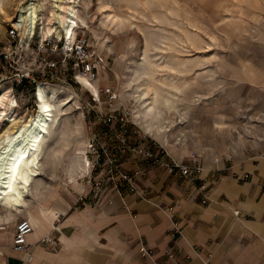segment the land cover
Wrapping results in <instances>:
<instances>
[{"label": "rangeland", "instance_id": "rangeland-1", "mask_svg": "<svg viewBox=\"0 0 264 264\" xmlns=\"http://www.w3.org/2000/svg\"><path fill=\"white\" fill-rule=\"evenodd\" d=\"M21 1L2 0L5 13L0 11V51L8 24ZM40 1L46 8L50 6L47 1ZM78 3V17L87 25L80 28L91 50L102 61L99 85L118 92L115 105L119 111L120 107L126 108L122 111L129 114L125 119L129 122L126 127L132 129L129 139H158L163 143L146 132L134 117V110L139 113L142 108L131 96L142 94L147 87L151 91L146 98H155L154 110L160 113L157 125L163 119L169 122L179 119L175 106L186 115L172 129L170 139L174 142L182 132L187 135L192 131L201 145L199 149H207L213 143L225 150L241 148L244 141L251 150L250 141L264 136V0H79ZM8 88L11 89L9 85L2 87L10 91ZM79 88L75 94L87 97L86 88ZM64 91L61 96L71 95L66 92L73 90L64 88ZM74 99L77 103L70 110V119L59 130H51L48 138L43 175L38 190L33 192L38 196L34 198L32 194L27 198L33 211H39L54 191L57 194L66 191L68 164L76 162L82 140H87L85 145L88 143L90 131L82 118L84 110L79 98ZM105 102L102 97L99 109L107 112ZM16 113L20 117L35 115L26 103H20ZM121 126L117 124V129ZM218 127L225 128L224 132ZM67 142L73 147L64 151L58 164H51V151L60 150ZM74 175L77 181H82L80 170ZM7 214L4 210L0 212V216ZM23 218L26 217H11L1 224L0 252L11 244L14 227Z\"/></svg>", "mask_w": 264, "mask_h": 264}, {"label": "crops", "instance_id": "crops-1", "mask_svg": "<svg viewBox=\"0 0 264 264\" xmlns=\"http://www.w3.org/2000/svg\"><path fill=\"white\" fill-rule=\"evenodd\" d=\"M131 130L125 129V135ZM156 140L179 161L191 152L201 156L204 169L194 182L165 168L152 170L127 153L121 158L126 171H147L138 184L142 195L110 191L94 207L78 203L87 182L77 181L76 170L67 169L66 191H54L39 211L31 210L29 200V215L2 209L8 214L0 226L8 217L22 215L34 231L28 251L14 252L12 242L2 247L0 264H264V136L250 141L251 150L244 141L241 148L225 150L213 143L199 149L192 131L182 132L175 142L170 139L172 146ZM86 141L79 149H85ZM72 147L67 142L59 151L53 149L49 162L58 164ZM171 207L174 215L168 212ZM175 221L180 235L171 232Z\"/></svg>", "mask_w": 264, "mask_h": 264}, {"label": "built area", "instance_id": "built-area-1", "mask_svg": "<svg viewBox=\"0 0 264 264\" xmlns=\"http://www.w3.org/2000/svg\"><path fill=\"white\" fill-rule=\"evenodd\" d=\"M36 2L26 0L25 9L17 8L12 22L8 24L4 46L0 51V83L11 87L17 107L20 103H26L35 114L39 111L38 94L41 87L48 91L53 88H70L72 92L81 86L86 88L87 97L84 94L80 97L74 92L84 110L82 118L90 131L85 150L88 162L82 178L87 180L88 190L86 194L78 195V203L88 202L94 207L98 206L110 191L142 195L138 184L147 175V171L142 168L126 171L122 167L121 158L127 153L146 162L152 170L165 168L194 182L204 169L198 153L191 152L186 160L179 161L165 146L153 139L132 141L125 135L129 124L125 119L129 114L122 111L126 108L120 107L122 109L119 111L115 105L119 99L115 89L99 85L102 61L91 50L83 29H79L72 38L63 33L58 37L55 31L44 37L42 30L45 11L41 10L37 12L38 21L34 31L25 29L21 17L26 12L28 15L29 7ZM102 97L106 98L107 112L99 109ZM117 124L122 125L119 130ZM248 177L246 175L241 179L246 180ZM168 212L174 215V208H169ZM33 231L30 220L20 219L14 227L12 250L18 253L28 251V236ZM171 232L180 235V223L175 221ZM45 240H52V236H47ZM140 251L143 256L147 255L145 248Z\"/></svg>", "mask_w": 264, "mask_h": 264}, {"label": "bare ground", "instance_id": "bare-ground-1", "mask_svg": "<svg viewBox=\"0 0 264 264\" xmlns=\"http://www.w3.org/2000/svg\"><path fill=\"white\" fill-rule=\"evenodd\" d=\"M25 1L22 0L19 3L18 9H25ZM45 1L50 6L47 7L48 13L46 14L45 11V16L43 15L42 35L44 37L52 35L55 31L58 37L63 33L72 38L79 29H82L80 27L87 28L86 22L78 17L79 0ZM40 2V0H37L32 7H29V14L27 15L26 12L21 17V21L25 23V29H28L29 32L34 31L36 28L38 21L37 12L40 10L44 11L45 6L43 5L45 4ZM47 8L45 7V9ZM0 11L5 13L2 0H0ZM2 87L3 85L0 83V212L2 209L16 213H23V210H25L23 215H29L27 198L39 188L38 180L43 175V160L46 157L45 148L47 147L51 130H59L62 123L70 119V110L77 103L74 99L76 95L67 91L66 94L71 93V95H66L67 97L65 95L61 96L65 92L64 89L53 88L48 91L41 87L38 94L40 102L38 113L20 117L16 113V99L11 94V89L8 88L10 91H7L3 90ZM147 89L142 94L130 95L136 102H140L142 108L139 113L134 110V117L146 132L161 139L164 145L172 146L173 143L170 142L172 129L177 125L179 119L180 122L184 121L186 115L175 106L179 119L176 118V121L171 122L163 119L160 125H157L160 113L159 111L156 113L154 110L155 98H146L149 95V91H151L150 87H147ZM122 95L126 98L125 94ZM166 105L170 107V102L167 101ZM4 123L7 125L3 128ZM62 134L66 133L62 132ZM85 150L86 145L85 149L81 148L78 151L76 162L68 170H80L79 180L87 182L86 179H82L86 173V169L83 172L84 165L86 166L88 162L85 157ZM52 154H56V151ZM12 217L15 216L12 215ZM2 219L3 216H0V221ZM10 219L11 217H8L6 222Z\"/></svg>", "mask_w": 264, "mask_h": 264}]
</instances>
